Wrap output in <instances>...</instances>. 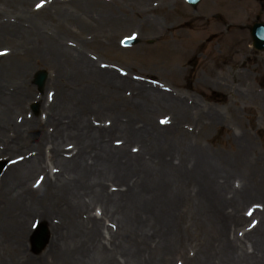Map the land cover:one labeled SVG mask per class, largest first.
Instances as JSON below:
<instances>
[{
	"label": "bare ground",
	"instance_id": "1",
	"mask_svg": "<svg viewBox=\"0 0 264 264\" xmlns=\"http://www.w3.org/2000/svg\"><path fill=\"white\" fill-rule=\"evenodd\" d=\"M92 1L111 11L145 0ZM50 7L49 19L60 14ZM24 27L14 28L26 37L14 45H45L57 76L43 115L29 119L28 71H0V143H14L0 156L12 157L0 180V264H264V156L244 126L229 124L239 146L234 154L207 150L200 138L224 120L216 110L161 88L145 90L102 66L68 38L82 37L72 26L51 36ZM124 101L128 122L140 118L141 128L121 124ZM162 115L159 127L153 122ZM19 153L24 159L14 164ZM37 173L41 182L33 185ZM30 217L57 222L38 262L22 247Z\"/></svg>",
	"mask_w": 264,
	"mask_h": 264
},
{
	"label": "rangeland",
	"instance_id": "2",
	"mask_svg": "<svg viewBox=\"0 0 264 264\" xmlns=\"http://www.w3.org/2000/svg\"><path fill=\"white\" fill-rule=\"evenodd\" d=\"M87 1L89 3L86 0H0V30L5 28L4 32L8 31L6 34L9 35L0 36V71L3 76L8 75L10 65L18 68L16 73L20 68L28 71L26 79L33 99L25 104L26 118L39 119L43 115V100L45 94L48 98L54 94L52 82L56 81L57 70L53 67L52 53L44 49V44L40 49L19 51L14 43L26 37L14 28L25 26L37 28V31L42 28L40 31L44 35L51 36L61 28L72 26L73 31H79L82 37L68 38L76 41L93 59L102 62V66L138 81L145 90L161 88L174 94V98L183 100L185 97L189 105L196 101L204 110H216L224 120L222 125L201 135L200 142L207 150L234 154L239 148L235 131L229 125L234 123L241 130L244 126L256 145L257 155L264 156V87L259 85V81L264 80V53L253 51L250 37L252 25L257 21L264 22V0H202L197 8L191 7L186 0H145L139 4L130 1L133 3L128 2L125 7H115L111 11H101L103 7L92 0ZM50 6L57 7L60 14L49 19L46 10ZM98 15L106 16V19L101 22L95 17ZM215 27L220 28L219 31ZM130 36L140 39V44L125 47L123 41ZM41 70L49 74L43 92L34 83L36 73ZM13 76L16 77L14 73ZM207 80L209 82L205 84ZM129 92L126 88L124 95L130 97ZM199 100L204 103L200 104ZM35 104L39 106L38 112L34 110ZM126 104V101L122 103L124 111L120 118L125 120H120L121 124L127 123L128 128L136 124V128H141L144 123L140 118L128 122L133 116L130 107L125 108ZM231 109L236 114L230 113ZM163 116L166 115L160 116V124L157 123L158 118L153 123L162 127L166 122ZM187 130H192V127H187ZM198 134H202L200 129L196 131L195 138L199 137ZM113 140L115 145L122 147L123 139L114 137ZM137 144L134 140L127 144V148L132 147L128 149L130 153L138 151ZM11 145H14L11 138L0 143V156L7 153ZM14 156V164L24 159L20 153ZM11 158L0 157V164H6L0 175L10 167ZM128 172L132 175L130 169ZM41 178L42 175L35 174L31 184L38 185ZM120 184L118 181L114 188H120ZM3 202L0 199V209ZM247 209V215H250L253 208ZM29 221L22 247L38 262L46 248L38 253L33 244L34 235L32 238L29 236L41 223L50 226V235L55 236L51 223L57 222L55 219L47 222L40 217H30Z\"/></svg>",
	"mask_w": 264,
	"mask_h": 264
},
{
	"label": "water",
	"instance_id": "3",
	"mask_svg": "<svg viewBox=\"0 0 264 264\" xmlns=\"http://www.w3.org/2000/svg\"><path fill=\"white\" fill-rule=\"evenodd\" d=\"M193 6H197L201 0H189ZM252 37L254 40V46L257 50L259 51H264V25L263 24H257L254 26L253 31H252ZM129 44H136L138 43L137 40L133 41H128ZM47 78L46 73H39L36 77V85L42 90L45 85V81ZM37 108H35L36 110ZM48 243V234H47V229L43 225L40 227L36 239H35V245H36V250L37 252H41L45 246Z\"/></svg>",
	"mask_w": 264,
	"mask_h": 264
}]
</instances>
